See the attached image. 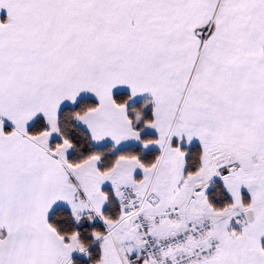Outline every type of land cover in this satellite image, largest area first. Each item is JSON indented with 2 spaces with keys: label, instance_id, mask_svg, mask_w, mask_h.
I'll list each match as a JSON object with an SVG mask.
<instances>
[{
  "label": "snow or ice",
  "instance_id": "snow-or-ice-1",
  "mask_svg": "<svg viewBox=\"0 0 264 264\" xmlns=\"http://www.w3.org/2000/svg\"><path fill=\"white\" fill-rule=\"evenodd\" d=\"M0 264H264V0H0Z\"/></svg>",
  "mask_w": 264,
  "mask_h": 264
}]
</instances>
